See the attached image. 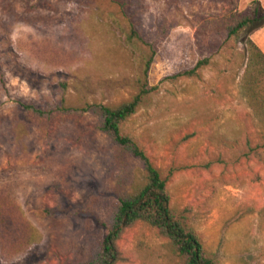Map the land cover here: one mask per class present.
<instances>
[{
	"label": "rangeland",
	"instance_id": "obj_1",
	"mask_svg": "<svg viewBox=\"0 0 264 264\" xmlns=\"http://www.w3.org/2000/svg\"><path fill=\"white\" fill-rule=\"evenodd\" d=\"M264 7V0H259ZM253 0H0V264H77L109 228L139 161L89 111L136 92L146 48L153 90L122 126L167 178L218 264H264V76L242 86L245 38L264 52V26L227 36ZM197 77L169 78L199 59ZM27 105L50 110L39 115ZM117 264H180L137 222Z\"/></svg>",
	"mask_w": 264,
	"mask_h": 264
},
{
	"label": "trees",
	"instance_id": "obj_2",
	"mask_svg": "<svg viewBox=\"0 0 264 264\" xmlns=\"http://www.w3.org/2000/svg\"><path fill=\"white\" fill-rule=\"evenodd\" d=\"M253 3L255 5L248 14L241 15L235 23L227 27L228 37L246 29L252 31L264 26V7L259 0H253ZM129 38L135 39L146 48L142 76L137 79L134 94L116 104L94 102L81 107H59L65 112L89 111L97 115L99 129L112 139L122 153L130 154L139 161L130 185L117 197L109 217L107 232L98 241L90 257L77 264H117L122 258L118 246L119 239L127 228L139 221L155 228L166 239L169 252L180 264H218L204 249L188 218L170 206L167 178L154 166L142 147L129 134L122 131L123 124L139 110L154 88L148 83V72L156 55V47L139 34L132 21L129 22ZM245 50L246 64L241 77L242 86L249 92V96H257L254 94L255 82L251 81L248 75L251 69H256L259 76H264V52L250 37L245 38ZM208 64L209 58L199 59L191 68L169 78L197 77L200 74L199 70ZM26 107L39 115L51 112L34 105Z\"/></svg>",
	"mask_w": 264,
	"mask_h": 264
}]
</instances>
